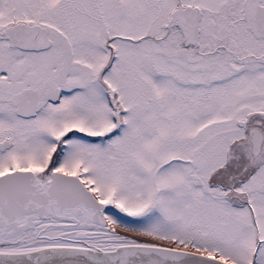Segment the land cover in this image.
I'll use <instances>...</instances> for the list:
<instances>
[{"label":"snow or ice","instance_id":"obj_1","mask_svg":"<svg viewBox=\"0 0 264 264\" xmlns=\"http://www.w3.org/2000/svg\"><path fill=\"white\" fill-rule=\"evenodd\" d=\"M0 264H264V0H0Z\"/></svg>","mask_w":264,"mask_h":264}]
</instances>
